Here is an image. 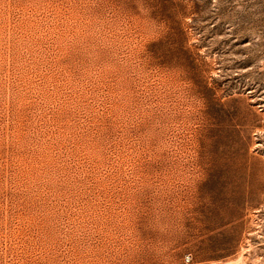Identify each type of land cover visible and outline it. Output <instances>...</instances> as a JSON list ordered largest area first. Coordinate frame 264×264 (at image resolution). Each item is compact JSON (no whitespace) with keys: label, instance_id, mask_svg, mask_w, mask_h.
<instances>
[{"label":"rangeland","instance_id":"obj_1","mask_svg":"<svg viewBox=\"0 0 264 264\" xmlns=\"http://www.w3.org/2000/svg\"><path fill=\"white\" fill-rule=\"evenodd\" d=\"M226 262L264 264V0H0V264Z\"/></svg>","mask_w":264,"mask_h":264},{"label":"bare ground","instance_id":"obj_2","mask_svg":"<svg viewBox=\"0 0 264 264\" xmlns=\"http://www.w3.org/2000/svg\"><path fill=\"white\" fill-rule=\"evenodd\" d=\"M252 166V163H250ZM249 167V170L247 171V176H246V180H245V186L247 189L252 188L253 186H256L258 184V181L256 179L255 176V171L252 169V167ZM244 261L243 256H241L237 261L235 262H242ZM235 262H233V264H235ZM227 264H229V262H226ZM232 263V262H231Z\"/></svg>","mask_w":264,"mask_h":264}]
</instances>
